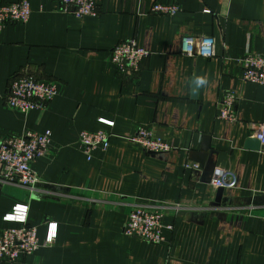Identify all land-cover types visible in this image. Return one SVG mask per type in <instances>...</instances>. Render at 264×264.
<instances>
[{"label":"crops","instance_id":"obj_1","mask_svg":"<svg viewBox=\"0 0 264 264\" xmlns=\"http://www.w3.org/2000/svg\"><path fill=\"white\" fill-rule=\"evenodd\" d=\"M95 2L98 16L78 18L61 11V0H32L29 21L0 33V141L27 131L52 135L50 155L33 165L43 182L37 190L0 179V234L21 226L5 217L22 205L40 242L30 256L0 264H264V147L247 146L259 142L254 126L264 123V85L244 81L233 60L264 54V0ZM155 2L180 11L154 14ZM186 35L213 38L214 56L183 55ZM129 40L151 56L128 77L111 51ZM24 68L58 86L43 112L4 104ZM228 92L238 98L235 122L217 117ZM138 127L174 149L146 153L128 140ZM84 131L110 134V147L89 158L79 143ZM206 138L202 165L196 159ZM217 170L225 172L219 202ZM162 202L186 207L165 211L164 243L125 235L133 204ZM49 223L57 224L51 246Z\"/></svg>","mask_w":264,"mask_h":264},{"label":"built area","instance_id":"obj_2","mask_svg":"<svg viewBox=\"0 0 264 264\" xmlns=\"http://www.w3.org/2000/svg\"><path fill=\"white\" fill-rule=\"evenodd\" d=\"M32 0H18L14 3L0 5V33L7 25L25 24L31 16ZM61 11L78 17H96L99 15L95 0H61ZM151 11L154 14L174 16L180 11L178 5H167L155 2ZM214 39L210 37H194L186 35L182 38V54L188 57H203L211 59L214 52ZM151 56V53L141 48L136 40L118 43L111 51V58L120 73L133 76L140 70L141 63ZM243 70V80L249 83L264 85V54L246 53L233 59ZM57 84L54 81L38 78L27 68L18 71L8 87L4 104L8 109L28 114L33 110L41 112L48 109L56 98ZM238 98L234 92H228L219 104L218 118L228 122L237 121L236 106ZM254 136L264 147V123L254 126ZM50 131L38 133L27 131L22 135H10L0 141V179L6 183L17 184L31 191L37 190L43 184L33 169L34 162L50 155L52 140ZM112 136L106 132L84 131L79 143L85 154H91L98 148L107 150ZM129 142L140 147L148 154L168 153L172 148L167 142L155 136L153 130L138 127L136 134L128 138ZM187 168L197 169L199 166L187 164ZM225 172L216 171L212 181L214 188L225 185ZM185 206L181 203H158L148 205L136 203L129 213L125 235L137 238L151 244H161L166 241L163 218L165 211L172 209L181 211ZM5 219L18 222L19 228L5 229L0 234V261L14 262L21 257H27L40 247L38 229L28 224V207L17 205ZM171 229V227H169ZM57 237V224L49 223L45 245L51 246Z\"/></svg>","mask_w":264,"mask_h":264},{"label":"water","instance_id":"obj_3","mask_svg":"<svg viewBox=\"0 0 264 264\" xmlns=\"http://www.w3.org/2000/svg\"><path fill=\"white\" fill-rule=\"evenodd\" d=\"M198 89H199V81L196 79L193 81V91H192V98L193 99H197L198 97ZM205 145L204 147L202 148V154L200 153L198 155V159H196L198 162H200L202 165L205 164V161H206V158H207V155H208V151L210 149V146H209V139H205L204 141ZM247 146L252 149V150H259L261 148V144L260 142H256V141H249ZM223 188L219 189L218 191V202L220 201V198L222 197V193H223Z\"/></svg>","mask_w":264,"mask_h":264},{"label":"rangeland","instance_id":"obj_4","mask_svg":"<svg viewBox=\"0 0 264 264\" xmlns=\"http://www.w3.org/2000/svg\"><path fill=\"white\" fill-rule=\"evenodd\" d=\"M11 81H12V79H11ZM11 81H10V83H11ZM55 100V99H54ZM184 209H186V208H184Z\"/></svg>","mask_w":264,"mask_h":264}]
</instances>
